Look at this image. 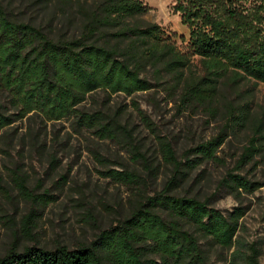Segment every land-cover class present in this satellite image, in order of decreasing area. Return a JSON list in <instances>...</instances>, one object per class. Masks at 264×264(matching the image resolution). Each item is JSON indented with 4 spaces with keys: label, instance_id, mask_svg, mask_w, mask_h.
<instances>
[{
    "label": "rangeland",
    "instance_id": "rangeland-1",
    "mask_svg": "<svg viewBox=\"0 0 264 264\" xmlns=\"http://www.w3.org/2000/svg\"><path fill=\"white\" fill-rule=\"evenodd\" d=\"M140 1L146 12L125 23L156 25L158 35L151 44L158 52L168 50L157 62L142 67L140 76L151 87L130 95L98 89L76 105L79 111H101L115 118L120 126L116 139L100 138L92 128L80 126L74 114L47 119L30 111L0 130V256L12 246L74 248L92 241L100 230L128 217L138 203L166 191L174 170L160 140L170 143L178 160L194 159L198 156L195 147L216 137L226 109L236 106L248 110L249 123L221 143L215 159L196 160L190 170L184 169L186 175L165 193L208 200L223 212L244 208L234 238L256 243L259 264H264V147L257 145L260 150L240 160L256 125H264V82L248 78L234 82L226 61L194 54L191 29L176 9L182 0ZM98 2L0 0L16 20L62 38L79 36ZM116 30L104 27L102 41L126 46L127 41L117 42L111 36ZM171 59L180 63H169ZM201 78L202 88L193 87ZM205 84H214V91L206 90ZM0 104L9 112L16 111L4 91ZM104 169L132 171L140 185L105 177ZM228 173L243 177L252 188L232 191L222 185ZM42 194L52 197L47 204L31 201L30 196L38 199ZM183 225L198 236L209 263L229 264L236 241L229 248L222 247L189 223Z\"/></svg>",
    "mask_w": 264,
    "mask_h": 264
},
{
    "label": "trees",
    "instance_id": "trees-1",
    "mask_svg": "<svg viewBox=\"0 0 264 264\" xmlns=\"http://www.w3.org/2000/svg\"><path fill=\"white\" fill-rule=\"evenodd\" d=\"M182 1L176 9L191 29L189 43L194 54L202 59L226 61L234 82L244 78L264 82V0ZM146 10L140 0H99L80 35L62 38L51 37L38 26L16 20L0 4V92H6L9 105L16 110L9 112L0 104V130L30 111L47 119L74 114L80 126L92 128L100 138L116 139L120 126L115 118L101 111L82 112L76 105L98 89L130 95L151 87L140 76L142 67L147 62H157L168 50L158 52L151 44L158 35L156 25L125 23ZM106 26L117 28L111 36L117 42L127 41V45L102 41L101 37L106 36L102 29ZM169 63L180 60L171 59ZM203 80L193 87L202 88ZM205 85L206 90L214 91V84ZM249 117L247 109L229 106L222 129L216 137L195 147L198 156L194 159L178 160L170 143L160 140L164 157L174 170L166 191L138 203L128 217L100 230L92 241L74 248L60 244L52 249L12 246L0 256V264H211L198 236L183 223L229 248L235 244L238 219L244 208L223 212L208 200L165 192L178 185L185 170H190L196 160L215 159L221 143L245 127ZM253 133L240 160L260 150L257 145L264 147L262 122ZM102 174L127 185H140L139 176L132 171L104 169ZM222 185L232 191L238 187L252 188L251 182L233 173L226 175ZM30 197L39 205L52 198L48 194L38 199ZM162 211L166 214L162 215ZM236 242L238 246L229 264H259L256 243Z\"/></svg>",
    "mask_w": 264,
    "mask_h": 264
}]
</instances>
